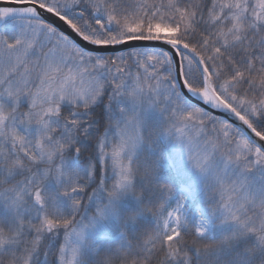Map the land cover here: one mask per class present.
I'll return each mask as SVG.
<instances>
[{"label": "snow or ice", "instance_id": "6c2138e0", "mask_svg": "<svg viewBox=\"0 0 264 264\" xmlns=\"http://www.w3.org/2000/svg\"><path fill=\"white\" fill-rule=\"evenodd\" d=\"M0 264H264V0H0Z\"/></svg>", "mask_w": 264, "mask_h": 264}]
</instances>
